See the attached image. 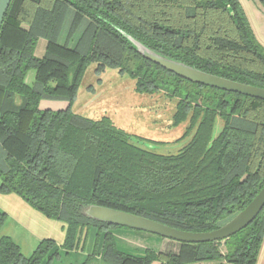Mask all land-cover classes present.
<instances>
[{"label": "trees", "instance_id": "1", "mask_svg": "<svg viewBox=\"0 0 264 264\" xmlns=\"http://www.w3.org/2000/svg\"><path fill=\"white\" fill-rule=\"evenodd\" d=\"M120 31L165 57L264 89V46L239 0H12L0 31V192L61 222L66 250H78L96 229L103 243L92 256L110 264H257L264 209L235 236L179 243L177 253L123 252L108 231L121 227L84 215L99 206L209 233L264 187V101L184 80L145 59ZM40 40L43 57L36 56ZM91 65L128 74L138 94L176 99L174 126L189 123L188 144L159 154L134 144L109 117L73 112ZM45 101L67 108L42 109ZM6 220L0 210V232ZM56 255L52 239L25 256L10 237L0 238V264H48Z\"/></svg>", "mask_w": 264, "mask_h": 264}, {"label": "rangeland", "instance_id": "2", "mask_svg": "<svg viewBox=\"0 0 264 264\" xmlns=\"http://www.w3.org/2000/svg\"><path fill=\"white\" fill-rule=\"evenodd\" d=\"M239 1L247 13L257 40L264 45V15L259 11H263L264 6L258 0ZM46 44L45 40L39 41L36 56H44ZM96 67L91 65L87 69L72 107L73 112L91 120L109 117L116 127L130 135L134 144L159 154H177L188 144L190 138L184 137L189 123L174 126L176 99L164 93L138 94L135 81L128 74L113 69L99 73ZM30 73L34 74V71ZM41 108L57 111L66 109L67 103L45 101ZM222 125V121L218 119L215 135L220 132ZM0 209L7 214L3 231L18 242L25 256H31L42 241L52 239L58 255L48 264H110L97 255L92 256L97 252L99 255L103 243V239L97 237L96 229L93 228L88 236L83 237L81 242L78 241L81 243L78 250L70 251L63 248L66 227L33 209L19 196L0 192ZM108 231L115 236L118 248L126 253L140 254L147 249L164 252L171 248L174 252L179 247L177 242L144 232L124 228H110ZM222 262L211 260L203 264H223Z\"/></svg>", "mask_w": 264, "mask_h": 264}, {"label": "water", "instance_id": "3", "mask_svg": "<svg viewBox=\"0 0 264 264\" xmlns=\"http://www.w3.org/2000/svg\"><path fill=\"white\" fill-rule=\"evenodd\" d=\"M11 1L12 0H0V31ZM120 33L145 59L184 80L194 84L215 88L221 91L237 93L246 97L264 101V89L262 88L205 73L180 61L165 57L151 50L146 45L123 31H120ZM263 209L264 187L243 211L222 225L219 229L209 233L184 232L144 217L99 206H89L85 208L84 215L91 220L105 223L110 226L156 235L177 243L201 244L222 242L235 236L247 228Z\"/></svg>", "mask_w": 264, "mask_h": 264}, {"label": "crops", "instance_id": "4", "mask_svg": "<svg viewBox=\"0 0 264 264\" xmlns=\"http://www.w3.org/2000/svg\"><path fill=\"white\" fill-rule=\"evenodd\" d=\"M259 1V0H258ZM245 10V9H244ZM259 11H261L262 13H263V15H264V9H263V11L262 10H260L259 9ZM245 13H246V11H245ZM246 15H247V13H246ZM248 17V16H247ZM249 20V19H248ZM250 22V21H249ZM251 24V23H250ZM262 44V43H261ZM263 45V44H262ZM264 46V45H263ZM30 75H28L27 76V83H29V84H33V82H34V80H35V73L34 74H32V73H29ZM1 211H3V212H5L4 210H2V209H0ZM6 213V212H5ZM1 237H10L17 245H19L18 244V242L17 241H15L13 238H12V236L10 235V234H8V233H6V232H4L3 231V229L1 230ZM173 242V241H172ZM169 251H172L173 252V248H171ZM179 251V247L177 248V250H174V252H178ZM164 252H166V251H164ZM222 252L223 253H225L226 252V250H225V248L224 247H222ZM222 262V261H221ZM223 264H227L226 262H222ZM154 264H158V263H154ZM201 264H203V263H201ZM257 264H264V243H263V246H262V249H261V252H260V254H259V258H258V262H257Z\"/></svg>", "mask_w": 264, "mask_h": 264}, {"label": "flooded vegetation", "instance_id": "5", "mask_svg": "<svg viewBox=\"0 0 264 264\" xmlns=\"http://www.w3.org/2000/svg\"><path fill=\"white\" fill-rule=\"evenodd\" d=\"M35 73V72H34ZM29 75V74H28ZM63 110V109H62ZM58 111V110H57Z\"/></svg>", "mask_w": 264, "mask_h": 264}]
</instances>
